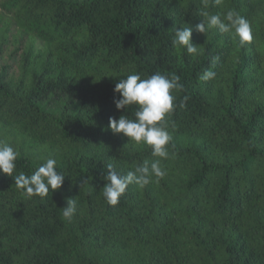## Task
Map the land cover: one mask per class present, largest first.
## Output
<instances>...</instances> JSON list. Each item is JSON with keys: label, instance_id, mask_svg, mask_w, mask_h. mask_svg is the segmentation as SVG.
<instances>
[{"label": "trees", "instance_id": "16d2710c", "mask_svg": "<svg viewBox=\"0 0 264 264\" xmlns=\"http://www.w3.org/2000/svg\"><path fill=\"white\" fill-rule=\"evenodd\" d=\"M229 9L250 43L194 30ZM183 27L199 54L173 46ZM157 72L184 86L167 159L108 128L136 110L115 108L118 80ZM0 141L19 153L14 176L48 158L65 176L41 198L0 174V264H264V0H0ZM158 159L163 178L107 205L109 163L126 175Z\"/></svg>", "mask_w": 264, "mask_h": 264}, {"label": "clouds", "instance_id": "9594fccd", "mask_svg": "<svg viewBox=\"0 0 264 264\" xmlns=\"http://www.w3.org/2000/svg\"><path fill=\"white\" fill-rule=\"evenodd\" d=\"M201 2L207 8L210 3L215 6L220 5L222 0H201ZM200 15L204 19L194 26V30L198 33H205L208 28H215L220 33H232L238 38L241 46L253 40L250 22L234 10L229 9L223 17L221 14H209L207 11H202ZM192 32V27L176 30L172 40L173 46L184 48L190 55L199 54L197 45L191 42ZM218 60L219 57L213 56L212 65L214 66ZM215 76V71L206 69L199 76V80L206 82L214 79ZM183 90L184 86L176 74L169 77L157 72L144 79L139 74L127 75L115 84L113 91L119 94V99H114V105L117 110H126L130 106H136L134 118L130 119L126 115H121L118 119L110 117L108 128L114 134H123L128 141L150 146L153 156L167 159L169 157L168 145L172 137L167 131L168 121L165 118L177 108L174 103L176 96L173 92ZM187 99L188 97L184 96L178 107L183 108ZM172 127L174 128L175 125L173 124ZM18 156V151L0 141V174L12 177L16 187L26 196L43 198L49 194L50 190L61 188L65 176L57 170L55 159L48 158L31 175L21 172L14 176ZM106 167L107 174L104 176L106 183L103 186L102 195L109 206L119 203V198L130 184L136 183L143 187L150 182L152 177L163 178L166 174L160 166L159 159L152 162L150 166L148 162H145L143 166L136 167L134 171H129L126 175L117 173L110 163ZM75 212L76 201L67 199L66 206L62 207L63 217L70 222Z\"/></svg>", "mask_w": 264, "mask_h": 264}]
</instances>
